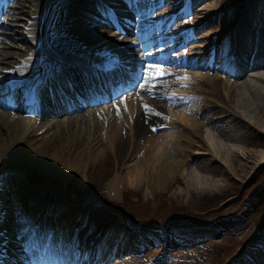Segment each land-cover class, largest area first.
<instances>
[{
    "label": "bare ground",
    "instance_id": "6f19581e",
    "mask_svg": "<svg viewBox=\"0 0 264 264\" xmlns=\"http://www.w3.org/2000/svg\"><path fill=\"white\" fill-rule=\"evenodd\" d=\"M139 1L141 0L133 2L135 4ZM42 2L43 0H13L10 4L5 2L6 4L1 7L0 17H5L4 20L9 24L1 21L0 33L17 40L26 48L27 53L22 56L16 67L9 71L7 80L0 88V107L10 112L0 110V159L21 157L28 162L39 164L45 174L58 173L64 178L75 176L84 181L85 168L98 165L101 156H105L106 153L115 154L120 146V140L128 136L134 145L123 160V164L129 163L137 155L139 157L135 164L117 165L115 177L106 182L110 198H113L120 189L130 188L134 192L135 187L141 185L151 193L163 190L171 187L174 178V182L183 184L185 192L188 193L190 188L198 190L200 183L203 182L199 172L205 169L204 171L215 174L216 169L211 167L214 161L228 164L227 168L226 166L224 168L229 173L233 171L231 165L235 160L240 159L243 163L239 165L245 169L248 163L244 161L252 155L258 159V163H264L262 151L256 155L241 144L234 149L235 141L253 142L252 128L255 127L254 131L257 128L264 130L262 120L264 102L263 105H252L249 109L252 116L233 110L228 102L233 86H244L246 90L259 93L264 101V92H260L264 86V15L259 22L260 26H250L251 17L248 11L238 19L236 26L222 34L233 44L231 60L237 63L236 70L225 69L227 77L217 84L216 96L222 99L225 94L228 99L222 110L211 105L207 91L180 90L183 83L187 82L179 80L177 88L173 89L172 100H169L171 108L163 109L161 103L152 101L151 96L155 88L152 80L145 85V89H152L151 92L138 89L140 93H146V96L135 92L136 94L121 97L120 101H114L115 96L118 98L133 86L136 87L140 71L134 74L132 69H138L139 66L152 61H161L159 54L139 59L138 52L144 48H151L156 42L149 39L142 45L137 42L136 39L141 35L124 23L133 19L127 17L129 15L122 13L124 9L118 7L122 1L106 0L112 17L113 24H110L114 26L112 28L102 17L99 19L94 10L95 3L65 0V8H61L59 16L64 20H70L71 16L81 18L80 25L73 26L78 35L75 34L74 39H70L66 34L65 42L62 40L63 37L61 38L63 33L59 34L62 31L65 33L64 29L58 31L61 28H56V31H53L49 27L50 19L55 18L53 15V9L57 7L53 5L55 0L47 1L46 10L40 15ZM55 13L59 14V7ZM69 22L72 23V20ZM35 26H39V34L35 33ZM116 29L130 38L122 36L121 39L119 33L115 32ZM54 38L56 43L53 42ZM39 41L38 49L36 44ZM221 59L222 56L214 65L216 71L220 69ZM34 64L37 68L41 66L42 70L37 78L36 88L31 91L29 88L33 84L36 71L30 72L29 68ZM183 66L188 65L183 63ZM156 73L157 69H153L144 74L155 77ZM195 79V83L199 85L209 83L206 82L208 81L206 75H200ZM74 90L80 94L77 95ZM105 90L110 94L107 95ZM101 99L110 103L106 106L93 104ZM76 105L85 106L78 108L77 113L69 117L50 119V116L60 115L63 110ZM144 105H148V109ZM175 106L178 111L174 110ZM147 110L153 112L151 115L154 117L155 112L162 113L163 118L154 121L151 118L152 123L148 125L149 135H146L144 141L139 144L140 136L148 124L144 122L143 115ZM112 111L119 112L115 114L116 118L111 117L114 114ZM208 115L217 119L208 124L212 120ZM63 116H67L66 112ZM207 124L208 127L204 130L203 127ZM153 126L156 127V131L152 130ZM256 145L260 146L258 143ZM63 150L70 156L66 158L60 154ZM203 157L204 159L209 157L210 162L201 163ZM193 159L197 162L195 167L193 166L190 179L185 181L188 162ZM94 163L96 164L93 165ZM33 190H29L22 182L14 186L8 181L0 180V264H22L24 260L18 253L22 249H25V252L31 249L33 259L39 264H51L52 262L48 261L52 260L57 248L58 256L53 264L73 262L90 264L88 261L92 258L95 264L102 251L103 257L109 260L116 253H120L126 239L130 244V238L124 230H116L115 226L111 225V228L105 231V223L93 220L95 215H98L96 211L93 212L94 218L82 217L81 214L82 220L78 221V225H74L76 219H66L68 215L71 216L72 208L57 197L49 200L44 196L33 195L35 194ZM79 213L77 212V217ZM64 221L71 224L67 226L64 235L70 237L63 242L65 246L62 244L64 247L59 248L60 227ZM34 223H38L37 226H33ZM77 228H80L78 233ZM82 232L87 236L93 233L103 236L93 253L94 256L92 252L84 254L82 251L89 245L87 237L81 245L79 244L77 239ZM262 239L264 240V236ZM96 242L93 240L92 244L97 245ZM109 242L112 249L104 252L106 243ZM70 256L72 260L66 263ZM257 259L259 264H264V254H258ZM29 260L32 259L29 257Z\"/></svg>",
    "mask_w": 264,
    "mask_h": 264
},
{
    "label": "rangeland",
    "instance_id": "374dc122",
    "mask_svg": "<svg viewBox=\"0 0 264 264\" xmlns=\"http://www.w3.org/2000/svg\"><path fill=\"white\" fill-rule=\"evenodd\" d=\"M4 1L7 4L13 2V0ZM47 1L49 0H43L40 15L45 12ZM82 1L95 3L96 7H93L99 19L102 17L107 21L109 27H112V17L106 0ZM120 1L122 2L118 7L124 9L122 13L133 19L132 21L129 19L124 23L141 35L136 39L137 42L141 45L146 43L145 41L148 39L156 42L151 48H144L139 51V59L141 60L147 55L159 54L161 57L160 62L152 61L149 63L159 65L166 72L162 79L151 81L155 85L154 94L151 96L152 101L155 100V102L161 103L160 106L163 109H170L169 100H172L173 89L177 88V82L186 81L187 83H183L180 90L201 89L207 91L210 95L211 105L222 110L223 104L228 99L225 94H223L222 99L216 96L218 94L217 84L227 77L225 69L232 67L231 59L234 52L231 49L233 44L228 40V37H223L222 34L227 33L233 26H236L238 19L248 11L251 18L246 19L250 20V26H260L259 22L264 15V0H141L135 4L133 2L135 0H128L129 3L125 0ZM53 5H57L53 9L55 18L50 19V22L53 23L49 22L51 25L49 27L53 31H56V28H61L58 31L65 30V33L64 31L59 32V34L63 33L61 36L63 42L66 41V34L70 39H74V35L78 34L75 33L76 29L73 26L80 25V16H78V19L71 16L70 20H64L59 15L61 8H65V0H55ZM58 7L59 14L57 15L55 12ZM99 10L101 11L99 12ZM4 19L5 17L1 16L0 22L4 21L5 24H9ZM71 20L72 23L69 22ZM234 20H237L236 23ZM38 29L39 26L34 27L35 33L39 34ZM115 32L119 33L120 36L130 38L124 36V33L119 32L117 29ZM53 42L56 43L55 38ZM220 43L222 44L220 45ZM37 44L36 48L39 49L40 41ZM25 53H27L26 48L17 40L0 33V88L7 80L9 71L16 67ZM213 54H215V57H213ZM221 56L222 63L219 66L220 69L216 71L214 65L219 62ZM183 63L188 66L184 67ZM33 66L29 68V71H36L35 80L32 81L35 85L38 82L37 78H39L42 68L41 66L37 68L35 64ZM126 66L129 65L126 64ZM211 66L213 67L211 68ZM142 68L143 66H139L138 69H132V71L134 74L140 71L141 74ZM129 72L133 73L130 70ZM158 72L157 70L156 76L160 75V72L159 74ZM200 75L207 76L208 81L206 82H209L207 85L195 83V77ZM140 77L136 81V87L133 86L126 94L120 95L118 98L115 97L114 101H120L127 94L140 93L138 91V85L142 82ZM104 92L107 95L110 94L108 90ZM260 92H264V86ZM140 94L146 96V93L141 92ZM228 102L233 110L245 114L249 113L252 116L250 114L252 112L249 111L252 105H263L264 101L259 93L246 90L244 86H233ZM96 103L106 106L110 102L101 99L93 104ZM81 107L76 105L73 108L63 110L62 114L50 116V119L69 117L77 113L78 108ZM0 110L10 113L1 107ZM174 110L178 111L176 106ZM64 112L67 116H63ZM117 112L112 111L114 114L111 117L116 118L115 114L117 115ZM154 115L156 118L151 114L148 116L147 128H144L139 144L144 141L146 135H149L150 127L148 125L152 123L151 118L153 121L163 118L162 115ZM209 118H212V120L208 124L217 119L212 116ZM208 124L203 127L204 130L207 129ZM254 128H252L253 142L239 141L241 143H236L235 141L234 149L237 148L236 146L245 145L244 147L247 150H252L256 155L260 151L264 152V130L257 128L254 131ZM256 143L260 146H257ZM133 145L128 136L123 137L115 154L106 153L105 156H101L98 165L94 163L95 166L91 165V167L85 168L84 181L75 176L64 178L58 173H53L54 175L52 173L45 174L39 164L28 162L21 157L0 159V180L8 181L10 185L14 186L22 182L29 190L36 189L37 191L33 190L35 193L33 195L38 197L44 196L49 200L55 197L59 198L61 202L72 208L71 216L68 215L66 219H76L74 225L79 224L78 221L82 220L81 216L94 218L93 212L96 211L98 215H95L93 220L105 223V231L107 228H111V225L115 226L116 230H124L130 238V244L126 239L120 254L116 253L109 260L105 256L103 257L102 251L95 264H259L257 256L258 254H264V250L261 249V246L264 245L262 239L264 236V163H258V159L252 155L244 161L248 163L245 165V169L240 167L243 162L239 159V161L235 160L233 162V165H231L233 171L229 173L225 169L228 164L214 161L211 167L216 169L215 174L207 172V170L204 171L205 169L199 172L203 182L200 183L198 190L190 188L187 193L183 189V184L174 182V178L171 187H166L163 190H155L151 193L150 190H146L141 185L135 187L136 191L134 192L130 188L120 189L113 198H110L106 189V182L115 177L117 165L123 164V160L133 148ZM60 154H63L66 158L70 156L65 150ZM138 157L137 155L136 158H132L133 160L123 165L135 164ZM97 159L99 158L97 157ZM210 160L209 157L205 159L203 157L200 162L209 163ZM196 162L195 159L189 160V166L186 169L187 174L184 176L185 181L190 179ZM77 212H80L78 217ZM12 224L15 226L13 222ZM37 224L34 223L33 226H37ZM69 225L71 224L64 221L60 227L59 248H63L65 246L63 242L70 237L64 236ZM77 229L78 233L80 228ZM79 234L77 240L80 245L86 237L88 240V247L82 250L84 254L89 251L94 256L93 253L99 246V241L103 236L96 233L90 236L83 232ZM93 240L97 241V245L92 244ZM111 247L110 242L106 243L107 249L105 248L104 252H109L112 249ZM57 250L58 248L56 252ZM18 253L20 258L24 259V251L21 250ZM71 257L66 259L65 262L69 263ZM93 261L94 258L88 262L93 264ZM23 263L26 264V262Z\"/></svg>",
    "mask_w": 264,
    "mask_h": 264
},
{
    "label": "snow or ice",
    "instance_id": "6c2138e0",
    "mask_svg": "<svg viewBox=\"0 0 264 264\" xmlns=\"http://www.w3.org/2000/svg\"><path fill=\"white\" fill-rule=\"evenodd\" d=\"M121 39H123V37L121 36ZM185 51H186V49H185ZM153 69H157L159 72H160V75H158V76H155V77H153V76H149V75H145L144 73H149V72H151ZM163 75H166V72H164L163 71V69L159 66V65H157V64H154V63H146V64H144L143 65V68H142V73H141V77H140V79H141V83H139V85H138V87L140 88V89H144L145 91H147V92H151L152 91V89H145V85L146 84H148L151 80H159V79H162V77H163ZM155 87V86H154ZM144 107L146 108V109H148V105H144ZM118 114H119V112H118ZM150 114H153V112H150V111H146L145 112V119H144V122L145 123H147L148 121H147V117L150 115ZM154 114H156V115H162V113H159V112H155ZM153 131H156V127L155 126H153V129H152Z\"/></svg>",
    "mask_w": 264,
    "mask_h": 264
}]
</instances>
